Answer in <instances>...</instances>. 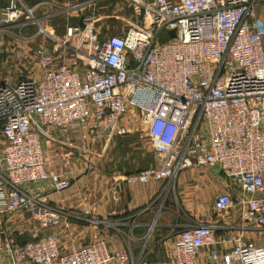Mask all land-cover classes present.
<instances>
[{"label":"built area","instance_id":"1","mask_svg":"<svg viewBox=\"0 0 264 264\" xmlns=\"http://www.w3.org/2000/svg\"><path fill=\"white\" fill-rule=\"evenodd\" d=\"M32 1L0 8V29H36L33 67L15 85L0 84V253L11 264H194L202 252L212 264H264V246L237 238L222 251L225 239L209 224L181 230L168 262L134 261L105 239L69 253L54 234L18 244L2 228L16 211L41 229L62 226L49 194L21 190L49 182L60 194L70 186L46 169L42 140L56 134L76 148L70 135L81 130L101 143L102 157L137 117L159 163L119 179L117 189L209 168L232 186L213 210H236L239 231H264V0H118L134 20L104 37L96 28L101 0H68L59 14L49 6L43 15L36 12L43 3ZM57 15L74 20L60 38L51 24Z\"/></svg>","mask_w":264,"mask_h":264},{"label":"crops","instance_id":"2","mask_svg":"<svg viewBox=\"0 0 264 264\" xmlns=\"http://www.w3.org/2000/svg\"><path fill=\"white\" fill-rule=\"evenodd\" d=\"M104 1L107 0H101L100 3ZM32 3H43L36 11L37 15L49 13V6L59 14L68 0H33ZM99 4L98 10L102 8ZM62 18L64 17L57 15L53 20ZM0 60L3 61L1 53ZM3 73L7 75L10 71L2 67L0 75ZM0 84L8 85L1 77ZM127 124L128 134L117 138L131 136L132 124ZM54 136V140H42L45 166L49 172L63 174L70 180V186L60 194L52 191L49 182L31 184L21 190L32 196L49 194V205L60 214L62 226L41 229L29 213L11 212L4 217L2 228L18 244L54 234L61 251L69 253L97 239H105L111 251L126 250L134 261L140 256L151 261V250L163 247L167 259L165 262H168L169 251L177 234L198 224H209L217 229L220 226L216 225L222 223L225 230L221 234H216L215 230L217 239H225L219 246L222 251L231 248L237 238L251 241L248 238L252 233L250 230L242 232L238 229L241 220L238 222L233 215L225 218L223 215L227 213H216L213 206L207 207L203 212L199 208L204 200L210 202L213 197L230 191L224 180L216 179L218 173L214 170L205 167L186 169L173 181L134 186L123 184L117 189L116 182L133 173L128 174L129 170L126 168L113 167L111 158L99 157L101 143H94L81 130L70 135L76 148L66 146L60 136ZM0 142L3 146V142ZM120 143L116 142L112 147L121 149ZM141 147L130 140L125 146L130 151L140 150ZM152 159L153 164L150 166L159 163L157 156L154 155ZM137 169L130 168L132 172ZM232 196L238 199L237 196ZM177 204L186 212L181 218L173 215ZM211 204L212 202L209 205ZM85 211H89V214L85 215ZM89 220H93V223ZM0 264H11L7 253H0ZM194 264L212 263L206 260L205 253L202 252Z\"/></svg>","mask_w":264,"mask_h":264},{"label":"rangeland","instance_id":"3","mask_svg":"<svg viewBox=\"0 0 264 264\" xmlns=\"http://www.w3.org/2000/svg\"><path fill=\"white\" fill-rule=\"evenodd\" d=\"M5 2L6 0H0V7L4 5ZM99 6H101L102 8L99 10L96 9V28L99 31L101 37L119 33L134 20V14L132 10L127 8L125 5L123 6L121 4V1L118 2V0H107L100 3ZM85 11L87 12L88 10ZM261 18L263 20V16ZM73 22L74 20H72L71 18L67 19V17L53 22L52 28L54 31V36L58 38L62 37L64 25ZM35 31L36 29L32 27H6L0 29V53L3 56V61L0 60V72L2 71V67L4 70L10 71V73H8L7 75L3 73L2 75H0V77L2 78V81L4 80L10 86L15 85L19 80L23 79L29 72L30 67H33V60L30 55L32 53V50L35 48L36 41L30 37L35 34ZM129 124H132L131 130L133 132L131 133V136L121 139L116 138L108 148L103 158H111L112 165L116 168L121 167L126 168L127 170L130 168L137 169L138 167L144 168L146 167L145 159L147 157L154 158V154L146 138V126L137 117L130 118ZM129 140L132 143L137 144V146H142L140 150H127L125 146L129 142ZM116 142H121V149H114L112 147L114 143L116 144ZM2 147L3 146L0 142V156ZM147 167H150V165ZM216 176L218 177L216 178L217 180H219L220 178L221 180H224L226 182V186L229 190L232 188V186H230L231 183L224 179L220 174H216ZM204 185L205 184L203 182L202 186L204 187ZM214 199V197L213 199H210V202H212L211 205H209V201L207 202L204 200L203 202H201L199 208L202 210V212L205 211L204 209H206L207 207L211 206L212 208ZM174 207L175 206L173 205V208ZM232 211L227 212V214L223 215V217L228 218L233 215L234 218L237 219L238 222H240V217L237 214V211ZM173 215L175 217L181 218L183 215H186V212L183 211L181 205L177 204L176 211ZM216 226H220V228L218 227L217 229H215L216 234H221L225 230L222 228V223L217 224ZM249 232L252 233L250 235L247 234V236L249 235L248 238L253 243H255L257 246H264V231L250 230ZM151 255L153 258V260L151 261L165 262L167 260L163 247L151 250Z\"/></svg>","mask_w":264,"mask_h":264},{"label":"trees","instance_id":"4","mask_svg":"<svg viewBox=\"0 0 264 264\" xmlns=\"http://www.w3.org/2000/svg\"><path fill=\"white\" fill-rule=\"evenodd\" d=\"M7 2H8V0H6V2L4 3V5H2L0 8H3L4 6H6L7 5ZM57 20H52L51 21V24L53 23V22H56ZM125 136V135H124ZM122 137V136H121ZM150 164H153V159H152V157H147L146 159H145V166L146 167H144V168H141V167H138V169L137 170H134L135 172H132L131 170L133 169V168H131V170L130 169H128L129 170V172H128V174H130V173H137V172H139V171H141V170H143V169H145V168H148L147 166H149ZM144 166V165H143Z\"/></svg>","mask_w":264,"mask_h":264},{"label":"water","instance_id":"5","mask_svg":"<svg viewBox=\"0 0 264 264\" xmlns=\"http://www.w3.org/2000/svg\"><path fill=\"white\" fill-rule=\"evenodd\" d=\"M78 24H79V26H81V27L83 26L81 20L78 22ZM168 34H169V37H170V38H174V37H175V33H174V31H170V32H168Z\"/></svg>","mask_w":264,"mask_h":264}]
</instances>
